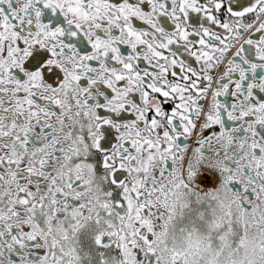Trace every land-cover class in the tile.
<instances>
[{
  "label": "snow or ice",
  "instance_id": "6c2138e0",
  "mask_svg": "<svg viewBox=\"0 0 264 264\" xmlns=\"http://www.w3.org/2000/svg\"><path fill=\"white\" fill-rule=\"evenodd\" d=\"M0 264H264V0H0Z\"/></svg>",
  "mask_w": 264,
  "mask_h": 264
}]
</instances>
